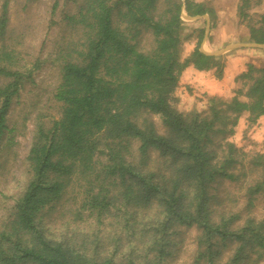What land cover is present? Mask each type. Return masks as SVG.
I'll return each instance as SVG.
<instances>
[{
    "label": "trees",
    "instance_id": "obj_1",
    "mask_svg": "<svg viewBox=\"0 0 264 264\" xmlns=\"http://www.w3.org/2000/svg\"><path fill=\"white\" fill-rule=\"evenodd\" d=\"M250 1L240 0V16ZM8 3L0 10V140L34 69L4 43ZM182 12L215 18L195 0H74L63 15L79 42L60 65L58 116L35 124L27 179L0 223V264H165L191 227L198 234L188 264H264V217L240 222L239 212L218 207L216 192L256 173L245 209L264 197V153H253L247 170L233 140L241 116L244 131L264 116V63H246L229 99L210 95L204 110L183 112L175 93L182 72L191 66L221 79L224 59L201 51L203 28L182 56ZM142 30L152 37L146 51ZM248 34L264 44V13ZM52 214L66 220L60 234L43 223Z\"/></svg>",
    "mask_w": 264,
    "mask_h": 264
},
{
    "label": "rangeland",
    "instance_id": "obj_2",
    "mask_svg": "<svg viewBox=\"0 0 264 264\" xmlns=\"http://www.w3.org/2000/svg\"><path fill=\"white\" fill-rule=\"evenodd\" d=\"M3 1L0 0V10ZM195 1L203 2L211 7L215 12V18L211 19L209 15L204 14L192 21L182 12L183 37L188 38L182 43V56H186L195 45V30L203 28L204 37L200 48L205 52L214 53L226 49L228 45L246 44L218 54L224 59V67L228 57L241 60L238 67L244 65L246 68L248 62L256 66L264 63V46H247L254 43L248 41V26L255 24L259 15L264 13V0H251L249 7L245 9L244 16L238 13L240 0ZM73 11L74 0L30 2L9 0V20L4 43L7 48L13 49L16 60L20 61L24 69H34H32V83L24 85L8 114V128L11 131L0 140V223L7 214L8 206L23 190L27 179L26 156L35 124L39 119L49 120L58 116V104L52 96L59 80L60 65L71 44L79 42L77 30L67 26L63 18L64 14ZM137 40L143 51L148 50L152 44L151 35L144 30ZM236 66L235 63L232 68L235 69ZM212 77L215 85L222 81V78L215 77L213 70L203 76L180 79L176 88L178 108L183 112L191 109L204 110L211 94L205 89V84ZM232 81L234 82L232 77L228 78V81L223 82V87L234 93L235 89L241 85V81L234 82L233 87ZM219 97L224 99L222 96ZM152 118L160 130L159 117L154 115ZM241 120L244 121L245 126L241 129V135L234 139L236 144L247 153L243 160L247 169V160L253 153H264V121L258 120L257 124L244 131L245 117L241 116ZM133 144V153L136 155L134 150L136 143L133 142ZM255 176L256 173H253L252 178ZM252 178L240 183L223 181L219 186L217 185L218 207L227 212H239L240 222L246 216L257 220L264 217V197L261 195L255 198L249 210L245 209L246 187ZM52 217L53 214L50 217L44 216L43 223L47 224L50 234H60L66 220ZM197 234L195 227L182 228L179 233L178 249L172 258L165 261V264H188L195 254Z\"/></svg>",
    "mask_w": 264,
    "mask_h": 264
},
{
    "label": "crops",
    "instance_id": "obj_3",
    "mask_svg": "<svg viewBox=\"0 0 264 264\" xmlns=\"http://www.w3.org/2000/svg\"><path fill=\"white\" fill-rule=\"evenodd\" d=\"M183 14L186 16L185 12H183ZM188 17V16H187ZM199 17V16H198ZM198 17H195V18H187L189 20H196V18ZM205 19V18H204ZM241 62V60H236L235 58H229L227 59V63H226V66L223 68V77H222V81L215 85V80L214 78L212 77L211 79H209L208 81H206V84H205V89L211 93L210 95H218V96H222L224 97V99H229L234 93H232L231 91L229 90H225V86L223 87V82L224 81H228V78H234L235 75H237L238 73H240L241 71L245 70V67L244 65L242 67H238V64ZM237 64L236 68L233 69V64ZM210 73L211 70H208V71H198L196 69H194L193 67L189 66L187 67L181 74L180 78H179V81L180 79L181 80H184V79H187L189 78L190 76H203L207 73ZM180 83V82H178ZM231 86L233 87L234 85V82L232 81L231 82ZM176 93V92H175ZM177 95V94H176ZM264 121V116H261L259 118V121ZM239 123H237L236 127H235V133L233 135V140L234 142L236 143V140L234 139V137L236 136H240L241 135V129L245 126L244 124V121H240V118L238 120ZM263 123V122H262ZM254 135V134H253Z\"/></svg>",
    "mask_w": 264,
    "mask_h": 264
},
{
    "label": "water",
    "instance_id": "obj_4",
    "mask_svg": "<svg viewBox=\"0 0 264 264\" xmlns=\"http://www.w3.org/2000/svg\"><path fill=\"white\" fill-rule=\"evenodd\" d=\"M186 17H187V15H186ZM195 17H198V16H194V17H190V16H188L187 18H195ZM244 45H246V44H233V45H228V46L226 47V49H223V50H220V51H218V52H214V53H211V52H205V51H203L202 49H201V51H203V52H205V53H209V54L218 55V54L223 53L225 50H229V49H231V48H233V47L244 46ZM247 46H257V47H260V46H264V44L250 43V44H247Z\"/></svg>",
    "mask_w": 264,
    "mask_h": 264
}]
</instances>
